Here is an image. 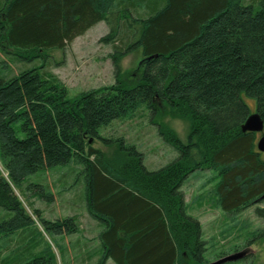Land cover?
I'll return each mask as SVG.
<instances>
[{
    "label": "trees",
    "instance_id": "1",
    "mask_svg": "<svg viewBox=\"0 0 264 264\" xmlns=\"http://www.w3.org/2000/svg\"><path fill=\"white\" fill-rule=\"evenodd\" d=\"M98 23L109 30L100 41L117 42L110 56L115 83L69 98L43 71L47 52L64 50ZM134 50L142 57L137 74L124 76L121 59ZM0 52L12 62L43 60L11 77L7 67L0 71V209L10 214L0 223V257L14 242L0 264L49 261L35 220L53 236L76 230L72 218L28 214L13 193L11 186L44 169L82 168L86 210L101 228L97 264H209L200 223L186 213L181 191L196 172L216 173L214 195L224 213L263 202V154L256 134L240 127L252 113L264 126V0H0ZM159 104L186 124L185 142L153 121ZM141 107L176 152L158 170H147L134 146L119 139L111 150L99 134ZM94 140L109 151L94 149Z\"/></svg>",
    "mask_w": 264,
    "mask_h": 264
},
{
    "label": "rangeland",
    "instance_id": "2",
    "mask_svg": "<svg viewBox=\"0 0 264 264\" xmlns=\"http://www.w3.org/2000/svg\"><path fill=\"white\" fill-rule=\"evenodd\" d=\"M108 31L105 23H98L64 50L47 52L48 63L43 71L54 75L64 84L69 98L92 89L114 85V67L110 56L117 42L100 41ZM141 58L140 51L134 50L121 59L124 76H136ZM42 62V59L12 62L11 56L0 52V71H4L3 66L9 69L4 71L5 77L14 76ZM131 79L128 78V81ZM246 103L250 106L251 113L254 112V103L250 100H246ZM157 106L153 121L167 125L185 142L186 124L170 116L165 107L160 104ZM151 121L150 111L141 107L133 117L114 121L108 127L102 128L99 134L102 139L109 141L111 150L118 144L119 139L126 145L134 146L144 155L143 164L147 170H158L175 160L176 152L161 140L157 127ZM260 136L261 134H256V139ZM108 145L99 140L91 141L94 149L104 153L109 151ZM0 171L6 177L1 166ZM217 181L214 171L196 172L181 188L186 213L200 223L201 238L206 242L207 248L206 260L212 264L219 260V255L226 257L244 252V256L239 260L225 264H264V239L259 238L264 231V200L240 213H224L218 208L214 195ZM11 188L28 214L32 215V210L37 209L42 218L48 221L67 218L74 220L75 232L61 236L45 234L39 222L35 220V226L42 233L53 255L46 264L98 263L102 256L98 238L101 228L89 217L86 210L85 181L81 167L69 164L44 169L27 176L18 189L13 186ZM40 193H43L45 198H40ZM46 195H51L52 201L46 199ZM257 210H262L263 215ZM9 216L10 214L0 209V223ZM13 245L14 242H11L1 250L0 260L14 247ZM41 247L43 248V245ZM105 264L114 263L109 259Z\"/></svg>",
    "mask_w": 264,
    "mask_h": 264
},
{
    "label": "water",
    "instance_id": "3",
    "mask_svg": "<svg viewBox=\"0 0 264 264\" xmlns=\"http://www.w3.org/2000/svg\"><path fill=\"white\" fill-rule=\"evenodd\" d=\"M240 130L242 133L261 134L256 142V149L259 153L264 154V126L257 113H252L248 116L245 122L241 125ZM264 198V196H263ZM244 256V252L236 253L223 257L212 264H225L235 262Z\"/></svg>",
    "mask_w": 264,
    "mask_h": 264
}]
</instances>
